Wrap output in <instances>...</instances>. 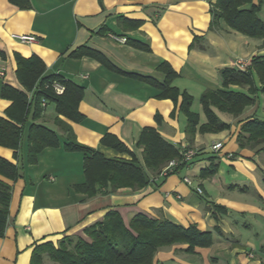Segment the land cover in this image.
Wrapping results in <instances>:
<instances>
[{"label": "crops", "instance_id": "crops-1", "mask_svg": "<svg viewBox=\"0 0 264 264\" xmlns=\"http://www.w3.org/2000/svg\"><path fill=\"white\" fill-rule=\"evenodd\" d=\"M215 1L31 0V7L22 8L12 0H0V115L8 117L12 104L2 95L5 84L26 91L30 102L35 100L34 89H25L17 75L16 53L38 55L47 66L45 75L55 73L84 88L78 104L82 121L59 114L55 103L42 99L44 111L39 118L34 121L29 115L26 120L20 157H14V149L0 145V155L21 166L16 180L0 176L13 186L9 223L0 236V264H30L36 244L52 241L57 245L66 235L88 239L86 228L102 221L112 209L120 211L126 223L133 215L145 213L214 232L213 244L198 246L195 253L186 252L188 245L183 243L162 247L157 262L264 264V149L242 148L237 139L244 121L264 119V92L239 116L230 114L229 129L197 132L191 143L187 117L180 110L182 96L177 104L171 98L157 97L156 85L135 77L164 82L166 73L159 65L168 62L179 74L172 85L194 96L192 110L205 122L203 106L202 110L195 102L206 89L223 88L221 70L238 67L239 62L247 67L254 56L264 55L262 38L245 35L223 19L216 29L210 28ZM253 3L259 5L258 16L264 21V0ZM14 33L35 34L37 40L21 42ZM110 34L126 36L128 41L119 42ZM84 50L87 53L82 54ZM230 88L247 91L238 85ZM33 121L54 129L60 146L47 147L37 163L29 164L27 136ZM146 127L200 153L180 173L156 176L141 189L121 187L91 197L74 189L86 179L85 155L64 149L68 130L76 141L109 158L131 160L129 153L102 143L106 134H113L144 165L143 147L137 143ZM218 141L223 147L216 152L211 146ZM211 156L218 157V170L202 177L200 172L209 166ZM196 186L202 187V194ZM215 205L224 206L226 213L217 212L216 217ZM217 226L222 233L215 230Z\"/></svg>", "mask_w": 264, "mask_h": 264}, {"label": "trees", "instance_id": "trees-1", "mask_svg": "<svg viewBox=\"0 0 264 264\" xmlns=\"http://www.w3.org/2000/svg\"><path fill=\"white\" fill-rule=\"evenodd\" d=\"M12 1L22 8L32 5L31 0ZM247 3H251V6L244 8ZM259 9V5L254 4L253 0H216L211 8L210 28L216 29L220 19H223L231 28L245 35L264 39V21L258 16ZM197 38H194V43ZM88 51V54L105 61L99 53ZM81 53L87 52L84 50ZM16 60L20 82L25 89H34L35 100L30 102L26 91L22 89L7 84L3 86L2 95L9 97L12 104L7 110L8 117L0 115V145L14 149V157L19 158L26 120L29 115L34 121L39 118L44 111L42 99L55 103L59 114L82 121L84 117L78 104L84 95V88L55 73L45 75L47 66L38 55L24 57L16 53ZM159 69L166 73L164 82H156L151 77L141 75L135 77L156 85L160 89L157 97L171 98L177 104L178 97L182 96L180 110L187 117L186 133L191 143L197 132L216 133L231 127L230 123L221 119L216 109L239 116L247 106L256 103L260 91L264 92V55L254 56L245 69L226 67L221 70L223 88L206 89L200 97L207 119L201 123L199 113L192 110L194 96L172 85L174 78L179 75L176 70L166 61L159 65ZM255 75L258 76V81ZM54 79L64 82L63 94H56L52 87H46V84ZM230 85L247 87V91L233 90ZM34 121L27 136L29 164L37 163L40 154L47 147L60 146L59 134L54 129ZM71 134L68 130L69 141L64 144V149L79 151L85 155L83 166L86 179L83 183L75 184L74 189L90 197L99 193L114 192L121 187H131L135 190L144 188L155 181L156 176L165 177L180 173L193 161L181 162L164 172L171 160L181 159L183 145L169 141L154 127L144 128L137 143L139 147H143L144 165L113 134H106L102 143L117 151L129 153L131 160L109 158L98 149L79 143L73 134L71 138ZM237 139L242 148L248 147L258 151L264 149V119L252 117L244 121ZM210 159L209 166L200 172L202 177H211L218 170V157L211 156ZM20 169L18 163L0 155V176L16 180L21 175ZM150 173L154 176L150 177ZM12 191L13 186L0 178V236H4L9 223ZM217 212L226 213V208L215 205L216 217ZM215 230L222 233L218 226ZM85 232L88 239L66 235L57 245L52 241L36 244L30 264H44L46 258L53 264H164L155 259L162 247L183 243L188 245L186 252L195 253L196 247H208L214 242V232L203 231L196 224L184 227L169 219L156 218L145 213L133 215L126 223L120 211L116 209L108 211L102 221L87 227Z\"/></svg>", "mask_w": 264, "mask_h": 264}, {"label": "built area", "instance_id": "built-area-1", "mask_svg": "<svg viewBox=\"0 0 264 264\" xmlns=\"http://www.w3.org/2000/svg\"><path fill=\"white\" fill-rule=\"evenodd\" d=\"M115 40L122 42V43H126L128 41L126 36H120L117 34H110ZM14 38H16L17 40L21 41V42H34L37 40V36L35 34H26V33H14L12 35ZM238 67L245 69L246 68V64L244 62H239L238 63ZM46 87H52L54 92L56 94H63L65 91V84L62 80L60 79H54V81L49 82L48 84H46ZM223 147V142L222 141H218L212 144L211 148L214 151H219L221 148ZM200 150L195 148V147H190V146H184L183 145V149L181 151V159L180 160H171L169 162V164L167 165V167L165 168L164 172H166V170L171 169L173 167H175L176 165H178L181 162H191L198 154H199ZM184 180L188 183V184H192V179L190 177H184ZM196 191L200 194L203 193V189L200 186H196Z\"/></svg>", "mask_w": 264, "mask_h": 264}, {"label": "rangeland", "instance_id": "rangeland-1", "mask_svg": "<svg viewBox=\"0 0 264 264\" xmlns=\"http://www.w3.org/2000/svg\"><path fill=\"white\" fill-rule=\"evenodd\" d=\"M194 101H195V98H194ZM194 103V102H193ZM195 104H196V106H200V109H202V104H201V101H200V99L198 98L197 100H196V102H195ZM203 110V109H202ZM261 113V112H260ZM205 114V113H204ZM222 114H223V116L221 117L224 121H229V119L230 118H232V116L230 115V114H227V113H223L222 112ZM222 131H224V130H222ZM222 131H219V132H216V133H220V132H222ZM44 264H53L52 262H51V260L49 259V258H46L45 259V262H44Z\"/></svg>", "mask_w": 264, "mask_h": 264}]
</instances>
